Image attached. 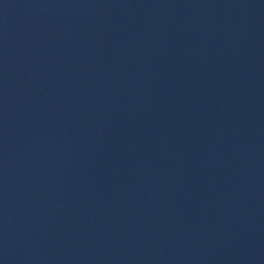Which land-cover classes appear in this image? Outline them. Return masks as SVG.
I'll return each mask as SVG.
<instances>
[{"label":"water","instance_id":"95a60500","mask_svg":"<svg viewBox=\"0 0 264 264\" xmlns=\"http://www.w3.org/2000/svg\"><path fill=\"white\" fill-rule=\"evenodd\" d=\"M0 264H264V0H0Z\"/></svg>","mask_w":264,"mask_h":264}]
</instances>
